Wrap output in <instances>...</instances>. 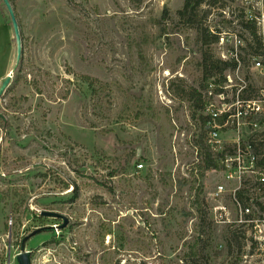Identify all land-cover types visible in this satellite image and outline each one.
<instances>
[{
	"label": "rangeland",
	"instance_id": "1",
	"mask_svg": "<svg viewBox=\"0 0 264 264\" xmlns=\"http://www.w3.org/2000/svg\"><path fill=\"white\" fill-rule=\"evenodd\" d=\"M184 1L11 0L22 58L0 98V264H18L35 229L62 224L42 210L69 224L28 241L32 264H264V184L247 147L264 152V126L251 127L263 118L206 124L200 66L207 49L237 50L225 98L234 101L240 80L257 95L264 74L253 61L264 48L249 46L240 19L262 16L264 0H207L194 26L178 16ZM201 22L224 46H202ZM16 56L0 0V86ZM201 137L228 149L225 169L202 176Z\"/></svg>",
	"mask_w": 264,
	"mask_h": 264
},
{
	"label": "trees",
	"instance_id": "2",
	"mask_svg": "<svg viewBox=\"0 0 264 264\" xmlns=\"http://www.w3.org/2000/svg\"><path fill=\"white\" fill-rule=\"evenodd\" d=\"M1 1L3 2V0ZM206 2L207 0H185L182 9L178 11L179 18L184 20L187 25L194 26L196 24L198 10L201 5L205 4ZM240 24L242 27H245L246 29L250 30L251 42L249 43V46L254 49V52L257 53L262 48V40L261 36L259 35V29L257 25L254 21L246 19H240ZM195 27L197 29L199 41L203 47L207 48L213 43H217L219 41V34L216 31L212 30L211 27H209L208 25H204L201 22L198 24V26ZM202 57V62L200 64L201 69L203 71L202 88L205 90L206 93H208L210 85H213L214 94H220L222 92L221 87L226 81L225 74L228 71L235 70L238 64L236 62L222 61L216 56H213L208 51V49L205 50L204 53H202ZM248 91L249 89L245 90L244 93H242L243 98H250V96L248 97L246 95ZM195 95L196 92L192 93L190 96L195 97ZM226 116L227 115L225 114L219 116L216 120L217 124L223 126L226 122ZM211 119L212 117L211 115H209L204 118V122L207 124L211 121ZM259 143L260 142L256 143L254 140H251L249 146L251 148V152L257 158L256 167L263 169L264 152L258 150ZM195 147L197 150V158L199 159L197 166L203 170L202 176L209 169L223 170L226 168L225 164L220 165L218 161L219 159H221L222 161L225 160V156L227 154L228 149H217L212 144H210L208 140H205L202 137L196 140ZM259 152L261 155L263 154L262 157L259 156ZM245 191L246 190L243 189L237 190V196L244 203V205H247L246 203L248 202V199L245 198V193H247V191ZM39 217L44 218L45 216L40 214Z\"/></svg>",
	"mask_w": 264,
	"mask_h": 264
},
{
	"label": "built area",
	"instance_id": "3",
	"mask_svg": "<svg viewBox=\"0 0 264 264\" xmlns=\"http://www.w3.org/2000/svg\"><path fill=\"white\" fill-rule=\"evenodd\" d=\"M261 9L262 11H264V1L261 2ZM245 19L246 20H252L255 22V24L257 25L258 29L259 27H261L262 34L264 37V13L262 14V16H257L254 15L253 12H249L248 14L245 15ZM260 35V34H259ZM220 37V36H219ZM235 44L236 47H239V45L242 44V39L236 35L235 36ZM219 45L221 46V44H225V38H221L219 39ZM264 48V40L262 42V50ZM222 51L219 52V59L222 61H229V62H236L238 65L236 67L235 70H231L228 71L225 74L226 77V81L224 83V85L221 87L222 92L220 94H214V86L210 85L208 93H207V97H208V101L206 100V106L205 108L207 109L209 115H211L212 119L209 123H211V127L216 129L218 127H224L226 125H228V123L230 122L231 119H236V118H256L261 117L263 118L262 120L257 122H254V124L251 125V127L255 125L258 126H264V87L260 89V91L257 92L256 96H252L251 98H243L242 97V93H244L245 90L249 89L247 88V85L244 84L243 80H240L241 82L239 84H237V86L234 87V90L236 91V95L234 96V101L230 102L229 100H226V96L228 93V88L230 86H232L235 78L233 79L232 76L236 73L239 72L241 69V59L240 56L238 54L237 50H224L221 47ZM260 58H255V60L253 61V68L257 69L260 73L264 74V53H262L261 55H259ZM243 83V85H242ZM233 87V86H232ZM250 91V89H249ZM214 98H222L224 102H222L220 107H216L213 104V100ZM233 108V109H232ZM227 115L226 116V122L223 126H220L217 124V118L221 115ZM257 117V118H258ZM252 122V121H251ZM1 123H2V116L0 114V135L5 134L6 131H4L1 127ZM250 123V122H249ZM253 129V128H252ZM212 136L214 138L217 137V132L216 130H214V132H212ZM1 140H2V136L0 139V144H1ZM215 140V139H214ZM216 143H212V141L210 140V144H212L215 148H218L219 145L217 144L219 141L215 140ZM250 151L251 148L248 145L247 146ZM253 156V155H252ZM254 158L251 159V165L254 167V169L256 168V159L255 156H253ZM225 166L227 167V165L225 164ZM140 168L143 167V164L139 165ZM260 175L259 177H257L258 182L262 185L264 184V168L261 169L260 168ZM220 192L223 190V187H220ZM250 207L245 208V211L250 212ZM53 226H58V225H53ZM45 227V226H44ZM41 228V227H40ZM38 229V228H37ZM54 231H58L57 227L54 229ZM148 264H153V262H149Z\"/></svg>",
	"mask_w": 264,
	"mask_h": 264
},
{
	"label": "water",
	"instance_id": "4",
	"mask_svg": "<svg viewBox=\"0 0 264 264\" xmlns=\"http://www.w3.org/2000/svg\"><path fill=\"white\" fill-rule=\"evenodd\" d=\"M4 5L6 6L9 15L11 17L12 25L14 28V33H15V41H16V46H17V56H16V63L12 69V71L6 76L4 81L2 82L0 86V98L5 92L6 88L10 85L13 73L17 70L21 58H22V39L19 31V25L16 19V15L14 13L13 6L11 4L10 0H3ZM40 214L45 216V217H52L55 219H61L63 220V223L58 225V226H45L41 227L38 229H35L31 234L25 236L22 240V245H21V252L17 255L16 260L18 264H32V252L27 250V243L28 241L33 238L34 236L38 235L39 233L47 230H54L56 227L58 230L64 229L68 224H69V218L66 217L64 214L57 212V211H51V210H42L40 211Z\"/></svg>",
	"mask_w": 264,
	"mask_h": 264
},
{
	"label": "flooded vegetation",
	"instance_id": "5",
	"mask_svg": "<svg viewBox=\"0 0 264 264\" xmlns=\"http://www.w3.org/2000/svg\"><path fill=\"white\" fill-rule=\"evenodd\" d=\"M58 220H61V219H58ZM62 221V223H63V220H61ZM60 225V224H59Z\"/></svg>",
	"mask_w": 264,
	"mask_h": 264
}]
</instances>
